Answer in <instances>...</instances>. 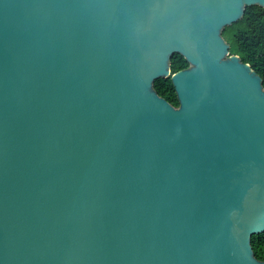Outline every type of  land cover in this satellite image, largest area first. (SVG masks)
I'll return each mask as SVG.
<instances>
[{"label":"water","instance_id":"obj_1","mask_svg":"<svg viewBox=\"0 0 264 264\" xmlns=\"http://www.w3.org/2000/svg\"><path fill=\"white\" fill-rule=\"evenodd\" d=\"M255 4L0 0V264H264Z\"/></svg>","mask_w":264,"mask_h":264},{"label":"trees","instance_id":"obj_2","mask_svg":"<svg viewBox=\"0 0 264 264\" xmlns=\"http://www.w3.org/2000/svg\"><path fill=\"white\" fill-rule=\"evenodd\" d=\"M223 35L230 43V52L238 54L262 76L264 83V7L258 4L247 6L242 18L226 25ZM189 66L188 60L179 52L171 58L172 73ZM160 95L174 105H179L177 92L171 76L155 80ZM252 245L256 256L264 260V232L254 234Z\"/></svg>","mask_w":264,"mask_h":264}]
</instances>
